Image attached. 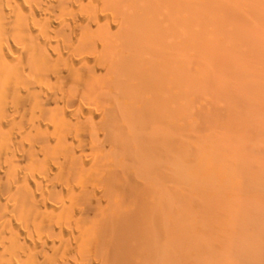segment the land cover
Segmentation results:
<instances>
[{
	"label": "bare ground",
	"instance_id": "bare-ground-1",
	"mask_svg": "<svg viewBox=\"0 0 264 264\" xmlns=\"http://www.w3.org/2000/svg\"><path fill=\"white\" fill-rule=\"evenodd\" d=\"M0 264H264V0H0Z\"/></svg>",
	"mask_w": 264,
	"mask_h": 264
}]
</instances>
